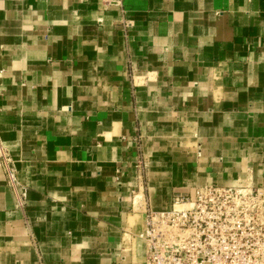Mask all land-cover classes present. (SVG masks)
<instances>
[{"label": "crops", "instance_id": "0c3cea01", "mask_svg": "<svg viewBox=\"0 0 264 264\" xmlns=\"http://www.w3.org/2000/svg\"><path fill=\"white\" fill-rule=\"evenodd\" d=\"M0 264H144L145 207L264 189V0H0Z\"/></svg>", "mask_w": 264, "mask_h": 264}, {"label": "built area", "instance_id": "2783aa9c", "mask_svg": "<svg viewBox=\"0 0 264 264\" xmlns=\"http://www.w3.org/2000/svg\"><path fill=\"white\" fill-rule=\"evenodd\" d=\"M5 183L18 207L26 204L14 161L0 148ZM144 264H264V189L204 185L173 200L170 209L145 207Z\"/></svg>", "mask_w": 264, "mask_h": 264}]
</instances>
